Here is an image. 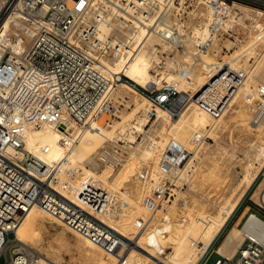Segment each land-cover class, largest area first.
<instances>
[{
	"label": "built area",
	"instance_id": "obj_1",
	"mask_svg": "<svg viewBox=\"0 0 264 264\" xmlns=\"http://www.w3.org/2000/svg\"><path fill=\"white\" fill-rule=\"evenodd\" d=\"M261 10L264 0H22L20 7L10 4L6 13L19 12L34 32L23 49L7 50L0 60V256L6 254V264L39 262L40 253L16 239L35 206L107 255L121 257L124 252L122 238L107 223L112 200L108 190L95 186L74 166L62 173L48 169L25 149L26 130L40 128L56 116L64 131L62 144L70 148L119 82L144 94L153 108L169 110L173 119L193 103L219 119L254 70L244 65L246 54L238 62L240 69L224 62L187 98L167 84L165 66L151 72L152 83L138 85L124 73L110 74L109 64L138 54L143 38L154 35L177 52H184L191 39L199 58L209 54L217 40L244 50L251 46L252 37L261 38L259 55L251 54L256 66L264 60ZM143 31L146 37L139 39ZM228 52L222 50L223 55ZM256 91L264 101V82ZM190 156L181 148L166 149L160 164L162 181L142 199L144 215L137 221L138 230L148 228L157 209L174 196V178ZM256 237H247L233 257H220L214 264H264V242Z\"/></svg>",
	"mask_w": 264,
	"mask_h": 264
},
{
	"label": "rangeland",
	"instance_id": "obj_2",
	"mask_svg": "<svg viewBox=\"0 0 264 264\" xmlns=\"http://www.w3.org/2000/svg\"><path fill=\"white\" fill-rule=\"evenodd\" d=\"M12 33L11 38L15 40L17 36ZM22 38L24 43H29L30 40L28 41L25 37ZM152 39L155 40V38ZM14 40H11L12 44L17 45L18 40ZM254 40L255 38L252 37V41ZM260 43L259 40L255 42L254 51L250 50L251 46L246 48L250 50L248 52L240 50L229 41L222 42L217 40L209 54L203 56L206 57L205 59L211 61V63L212 61L218 62V64L220 63L219 66H221L224 61L231 60L235 54L241 53L239 60L246 54L247 56L245 55V58L242 59L244 65L254 68L251 76L234 94L228 110L219 119L209 118L205 112L193 103L184 109L180 117L170 120L169 116H162L166 110L153 108L145 96L128 89L126 85H117L115 91H112V95L110 96L111 111L109 113L106 112L101 118L102 120H99V125L101 126L102 124L107 130H111V126L118 124L115 127V132H120V129H118L119 125H127L128 131H132V125L135 124L136 120L143 118L141 112H136L139 110L137 102L146 100L148 101L147 104H151V108L154 110L153 118L148 126L144 127V130H133L134 140L127 139L126 137L117 138L114 141L105 140L103 130L99 129L95 134L103 139L102 146H99L92 153H86L85 157L81 158V170L86 175L93 176V178L91 177L93 181H96V178L99 179V175H107L109 177L104 187L111 194L112 198L107 223L113 225V229L119 235L127 232L131 236L130 242L123 245V250L126 248L138 250L134 246L135 238L147 241V238L151 235H155L157 238L163 234L167 236L164 239L165 246L167 245L166 251H163V253L166 252L165 254L168 256L174 250L172 240L177 239L180 233L186 234V228H180L178 224L182 220H186L189 227L192 225L193 220L199 216L209 217L212 220L217 216L221 217L220 210L222 208L236 205L237 209L247 193H250L251 199L258 203L257 194L264 189V157L262 156L258 159L257 153L251 145L264 146V133H260L256 129L257 126H261L264 122L263 120H257L254 123L257 111L262 107L263 102L257 97L254 99L255 103L250 104L251 94L249 92L256 91L258 84L264 82V65L263 70H258L259 63L256 66L253 65L254 59H252L253 55H251L255 51L254 55H259L257 51L262 48V44ZM153 44L154 47L156 45V49L161 51L160 55L167 52V58L165 59L167 60V75H169L167 79L175 78L177 66L174 67V64L176 65L175 62L185 51L183 53H174L169 48L163 49L159 47L157 41H154ZM188 49L187 47L186 50ZM192 49V53H194V44ZM223 49L225 52L229 50L227 55H223ZM193 55L191 56L192 60L189 62L190 66H193L192 70L191 67L186 66L189 65L188 63L185 64L186 76L183 78L182 83L181 81L177 83L180 87L182 98L193 97L198 92L202 87L205 71L210 69L209 67H204L201 62H197L199 58ZM239 60L235 63L238 69L241 68L238 65ZM153 66L147 71L149 75V71H151ZM244 85L247 86L244 88ZM166 112L169 115L171 114L169 111ZM60 130L62 131V129ZM27 133L28 131L26 130ZM197 138L200 139L198 144ZM176 147L181 148L185 153L191 154L182 171L174 178L173 182L177 186V190L174 188L176 193L157 209L151 218V224L148 228L138 230L136 228L137 221L144 215L142 199L149 189H152L156 185L158 186L162 181L163 176L160 164L166 149L169 152V149ZM103 151L107 153L104 154ZM134 160H137L139 163L135 170L132 168ZM182 173L184 174V178L180 176ZM116 186L119 187L116 188ZM258 215L264 219L263 214L259 213ZM51 217L45 214V219L47 218L46 220H48L49 218V221L46 223V227L48 226L46 230H41V233L43 232L45 237L43 233H40L42 237L39 241H42L43 245L38 242L36 245L39 247L36 245H31V247L40 254L45 253L42 255L49 257L52 261L57 262L61 260L62 263L57 262V264H85V254L80 241L75 235L77 233L70 228L69 231L68 227L56 219H52L54 217ZM217 218L214 221L216 220L215 222L219 223L222 217L218 220ZM248 218L245 219L239 228L235 227L232 230L230 228L223 230L222 228L221 230L223 231L218 235L210 248L209 254L207 255L206 253L200 264H214L218 258L214 255L215 251L218 254L219 249L223 246L222 244L225 243L229 234L234 230L242 229ZM169 229L171 232H167ZM197 229L199 227L196 226L194 230L197 231ZM201 229L202 227H200ZM176 231L177 234L179 233L178 235ZM192 232L190 234H193ZM62 233L64 235L67 234L65 235V242H56L55 238H58ZM44 243L46 246H44ZM50 248L54 250H50ZM51 251L54 252L52 253ZM59 251H61V254ZM106 255L103 252L102 258L107 259L108 255ZM191 257L192 255L182 257V259L185 260ZM0 264H6L5 253H2L0 256Z\"/></svg>",
	"mask_w": 264,
	"mask_h": 264
},
{
	"label": "bare ground",
	"instance_id": "obj_3",
	"mask_svg": "<svg viewBox=\"0 0 264 264\" xmlns=\"http://www.w3.org/2000/svg\"><path fill=\"white\" fill-rule=\"evenodd\" d=\"M12 3L13 5H17L18 7H20L22 5V0H2L1 1L3 11L0 15V60L2 59L3 55L5 54L7 50L12 52V51H18V50L23 49L27 44L24 43V40L22 37H25L29 41L31 40L33 36V32H34L33 28L29 26V24H27L23 20L19 12H17L16 14H13V13L11 14V12L8 11L6 13V10L9 8V5ZM261 11L264 12L263 10ZM42 13H44V11H42ZM196 29L197 28H194V31H195L194 36L197 34ZM11 33L17 36V38H15L16 41L18 40L17 45L12 44L11 40H13V38H11ZM179 33L180 34L182 33L185 35V33L182 31H179ZM145 35L146 33L143 31L142 36L139 39H141ZM151 37L155 38V40H153ZM257 40L261 41V38L255 39L252 42L250 50H253V51L255 50L254 46ZM154 41L158 42L157 45H159V47H162L163 49L169 48L172 50V52L178 53L176 52V50H174L172 47L166 44L162 39H160L157 36L151 35L146 38H143L142 43H141L143 47L138 54L133 55L130 58H125V57L118 58L117 60H115L114 63L109 64L110 74L120 75L124 73L127 77L132 78L138 85L140 84L148 85L149 83H152L153 78L152 76L150 77L151 72L152 71L157 72L163 66L167 68V60H165L166 58H164L165 56L163 53H161L160 55L161 51L155 48L156 45L154 47V44H153ZM187 41H190L188 42V46H187L189 49L188 50L185 49V53L179 56L178 60L175 62L176 65L174 64V67L177 66V74L175 75V78L167 79V76L169 75L166 74L165 76V79L168 80V84L174 87L178 93H180V89H179L180 87L177 83L179 81H181L182 83L183 78L186 76L185 75L186 68L184 66L187 63L189 64V62L192 60L191 56L193 54L195 55V53H192V50H193L192 40L189 39ZM250 50L244 49L243 51L249 52ZM235 55L234 57L231 58V60L227 62L230 63L234 68L238 69L235 63L237 62V60H239L241 53L235 54ZM196 58H199V57H196ZM205 58L206 57H202V58H199V60H197V62L198 61L199 63L201 62V64H203L204 67L210 68L206 70L203 75L202 87L215 75L216 71L218 70L217 67L220 64V63L218 64V62H213V61L211 63V61ZM157 59L159 60L155 61ZM153 63H154V66H153ZM263 65H264V60H261L258 64L257 69L263 70ZM152 66L153 68L151 69V71H149L150 72V75H149L147 71ZM186 66H188L189 68L191 67V70L193 68V66H190V64ZM159 81L161 80H156V82H159ZM119 83L118 85H126L128 89L133 90L136 93L145 96L144 94H142L139 91H136L135 89L125 84L124 82H119ZM246 86L247 85H244V88ZM249 93L251 94L250 103L252 104L254 99H256L257 97L259 98V95L257 91H250ZM111 95H112V92L99 104L98 112L96 113L95 117H92L88 120L86 126L83 129H81L78 135L77 141L73 142L70 148L66 149V147L62 144V139L64 138L63 127L61 128L60 123L58 122L56 116H53L52 120L49 123L43 125L42 127L31 129V130L28 129L27 134L26 132H24L25 149L28 152L32 153L36 157V159H38L42 164L47 166L48 169H54L55 172L62 173L65 168L72 167V166L81 169L80 168V165L82 164L81 158L85 157L86 153H92V151H96L99 146H102L103 139L95 134L99 131V129L103 130L104 132L103 136L105 140L107 139L110 141H114L117 138H125V137L127 139L134 140L135 136L133 135L134 133L133 130H137V131L144 130V127L148 126V124L153 118L154 110L151 108L152 102L146 96L145 97L148 99V101L151 104H147L148 101L146 100L137 102L139 106L138 107L139 110L136 112H141L143 115V118L142 119L138 118L136 120L135 124L132 125L133 130L130 132L127 129V125H123V126L119 125L118 129H120V132L117 133L115 132L116 131L115 127H117L118 124L116 125L114 124L113 126H111L112 127L111 130H107L105 126H102V124L101 126L99 125L100 123L99 120L106 114V112L109 113L111 111V102H110ZM261 101L263 102V105L261 108L258 109L254 123H256L257 120H263L264 122V101L262 99ZM157 108L160 110H165L160 107H157ZM50 111L55 112L56 110L50 107ZM166 111H169V110H166ZM166 111L162 114V116L163 117L169 116L168 118L172 120L171 114L169 115V113ZM205 113L209 116V118L211 119L213 118L207 112ZM60 129H62V131ZM256 129L260 133H264V123L261 126L260 125L257 126ZM79 130L80 129H78L77 132ZM251 147L254 148L255 152L257 153L258 159H260V157L262 156L264 157V146H258V145L252 144ZM103 152L104 154L107 153L106 151H103ZM138 165H139L138 161L134 160L132 164L133 170H135L138 167ZM81 171L83 172V170ZM83 174L85 175L86 178L89 177L93 181L92 179L93 176L86 175L84 172ZM180 176L184 178L183 173ZM98 178L99 179L96 178V181H93L94 185L99 188L105 189L104 187L106 186V183L108 182L109 177L107 175H99ZM118 187L119 186H116V188ZM257 201L258 203H263L264 189L261 190V192L257 194ZM235 206L236 205H231L228 208H222L220 210V214L222 218L218 216H217L218 218L217 217L214 218V219L217 218V220L221 218V220H219L220 222L218 221L219 223H216L215 222L216 220L214 221V219L213 220L209 219V217L205 218V216H202V217L199 216L195 218V220H193V223H191L192 225L188 227L187 221L182 220L178 224L180 228H184V227L186 228V234L180 233V236H178L177 239L172 240L174 244V250L170 254H168V256H166L165 254L166 252L163 253V251H166V246H167V245L165 246V241H164V239H166L167 236H164L163 234L157 238L155 235H151L147 238V241L146 240L143 241L138 238H135L134 246L138 248V250L137 249L133 250L132 248H126L124 252L122 253L121 257L117 255H108V256L106 255L108 257V258L106 257L107 259L102 258L103 252L105 253V251L101 247L94 245L83 235H80L78 233L75 235L80 241L81 243L80 245L82 246V249L84 251L85 264H200L203 258L205 257L206 253L209 251V249L211 248V246L217 239L218 235L221 233L222 231L221 229L224 228L225 224L228 222L230 217H232V214L234 213L236 209ZM45 214H48V216H52L39 206L33 207L32 209L28 211V214H27V217L24 223L17 230L16 239L20 243H22V246L26 247V249L28 250L33 249L31 245L33 246V245L38 244V242L39 244L42 242V241H39L42 237L41 234L43 233V232L41 233V230H46V228L48 227V226L46 227V223L47 221H49V218L48 220H46L47 218L45 219ZM167 217H169V215H167ZM52 219H56V218H52ZM56 220L59 221L58 219ZM110 226L113 228V225H110ZM196 226L199 227L197 231L194 230ZM200 227H202L201 230H200ZM67 229H69V227ZM169 230H167V232H171V230L170 231ZM190 232H192L193 234H190ZM176 234H177V231H176ZM65 235L64 233L60 234L58 238H55L56 242L60 241L58 243H62V241L66 240ZM256 235L260 236L262 241L264 242V221L259 219L256 215L252 214L249 216L248 220L245 222V225L242 229L234 230L233 232H231V234H229L225 243L222 244L223 246L219 249L220 255H224L227 257H233L237 253L238 249L241 247V245L244 243L247 237H252L257 240L258 238L256 237ZM120 237L122 238L123 245L126 244L127 242H130L131 236L127 232L122 233ZM44 246H46L45 243H44ZM49 247H52V246H49ZM52 249L50 248V250ZM51 252L53 253L54 251H51ZM59 253L61 254V251H59ZM42 254H45V253H42ZM42 254H40V260L37 264H57V262H61L60 259L62 258H60L59 256L58 257L60 258L59 259L60 261L55 262L49 259V257L44 256ZM191 255L192 257L189 259H185V260L182 259V257H187Z\"/></svg>",
	"mask_w": 264,
	"mask_h": 264
},
{
	"label": "crops",
	"instance_id": "obj_4",
	"mask_svg": "<svg viewBox=\"0 0 264 264\" xmlns=\"http://www.w3.org/2000/svg\"><path fill=\"white\" fill-rule=\"evenodd\" d=\"M259 213H261V214L264 215V201H263V203H257V202H255V201H253L251 199V194L250 193H247V195L245 196V198H243V200L238 205L237 209L232 214V217H230V219L226 223V225L223 228V230H225L227 228L228 229L230 228V230H232L235 227L239 228L243 224V222L245 221V219H247V217H249L252 214L256 215L259 219H261V220L264 221V219H262L261 217H259V215H258ZM209 251H210V249H209ZM209 251L207 252L208 254H209ZM218 253H219V251H218ZM214 255H216L218 258L224 256V255H220V253L217 254L216 251H215V254Z\"/></svg>",
	"mask_w": 264,
	"mask_h": 264
}]
</instances>
